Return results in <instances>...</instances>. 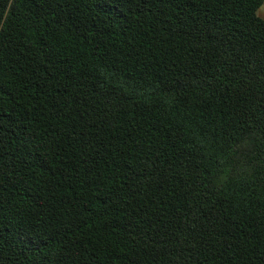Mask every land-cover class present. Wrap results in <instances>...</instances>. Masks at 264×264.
<instances>
[{"label":"trees","instance_id":"16d2710c","mask_svg":"<svg viewBox=\"0 0 264 264\" xmlns=\"http://www.w3.org/2000/svg\"><path fill=\"white\" fill-rule=\"evenodd\" d=\"M264 0H0V264H264Z\"/></svg>","mask_w":264,"mask_h":264},{"label":"crops","instance_id":"0c3cea01","mask_svg":"<svg viewBox=\"0 0 264 264\" xmlns=\"http://www.w3.org/2000/svg\"><path fill=\"white\" fill-rule=\"evenodd\" d=\"M258 16L259 18L264 21V4L262 5V7L259 9L258 11Z\"/></svg>","mask_w":264,"mask_h":264}]
</instances>
